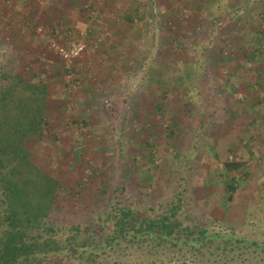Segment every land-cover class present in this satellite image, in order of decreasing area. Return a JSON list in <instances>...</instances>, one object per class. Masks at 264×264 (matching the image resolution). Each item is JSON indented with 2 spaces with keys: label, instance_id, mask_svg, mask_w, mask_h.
I'll list each match as a JSON object with an SVG mask.
<instances>
[{
  "label": "rangeland",
  "instance_id": "obj_1",
  "mask_svg": "<svg viewBox=\"0 0 264 264\" xmlns=\"http://www.w3.org/2000/svg\"><path fill=\"white\" fill-rule=\"evenodd\" d=\"M63 1L0 0V66L27 78L38 75L50 90L49 133L31 145L37 165L64 186L50 219L60 225L89 221L105 209L116 188H123L124 202L141 208L168 205L185 175L187 215L217 231L234 228L239 236L263 242L264 75L259 69L264 68V44L257 37L264 25V0H65V18H70L65 23L79 26L65 27V34L60 25L36 19ZM143 10L146 21L123 19L127 14L139 17ZM81 33L88 50L76 62L80 85L73 89L49 38L64 44ZM169 38H174L172 44ZM255 46L263 52L249 63L245 56ZM197 47L201 50L195 56ZM191 60L200 61L187 77L184 65ZM152 67L163 71L153 78L175 76L191 85L207 72L210 81L195 100L197 108L175 97L159 115L160 92L156 84L147 86ZM86 88L99 96L91 110L79 112L72 103L81 105L79 92ZM153 155L159 169L151 166L148 176L144 167ZM188 158L193 160L190 168ZM235 161L248 167L245 177L244 171L237 173L239 189L227 203L219 171L224 162ZM144 252L136 259L148 264ZM129 254L123 260L132 257V250Z\"/></svg>",
  "mask_w": 264,
  "mask_h": 264
},
{
  "label": "trees",
  "instance_id": "obj_2",
  "mask_svg": "<svg viewBox=\"0 0 264 264\" xmlns=\"http://www.w3.org/2000/svg\"><path fill=\"white\" fill-rule=\"evenodd\" d=\"M123 19L130 23L146 21V11L139 17L127 14ZM210 31L205 32V41ZM259 33L264 36V25ZM260 35L257 39L262 45L264 40ZM173 42L174 38H169L168 43ZM177 44L179 47L180 43ZM176 47L171 48L178 50ZM259 47L255 46L250 56H245L249 63H256V57L263 52H258ZM200 48L197 47L195 56ZM199 61L191 60L187 63L189 67L184 65L187 77H191L189 69ZM162 74L163 71L152 67L147 81V86L156 84L160 92L161 101L157 106L161 116L175 97L182 103L186 99L193 106L196 99H201L204 84L210 81L207 72L200 75L198 85L178 82L175 76L167 80L153 78ZM259 75H264V68L259 69ZM175 86L185 90L176 91ZM219 89L231 98L225 87ZM49 98V86L38 75L27 78L0 66V264H37L51 260L65 264H141L136 257L145 255L144 250L150 256L148 264H264V241L239 236L234 228L231 232L217 231L187 215L185 175L168 205L141 208L130 201L124 202L120 193L123 188H116L105 209L89 221L60 225L51 220L64 186L59 178L37 165L31 146L44 141L49 133ZM153 156L144 167L148 176L151 166L159 169ZM188 159L190 168L193 160ZM247 167L244 162L223 163L219 174L227 188V203L239 189L237 173L245 172ZM131 250L132 257L123 260L131 256Z\"/></svg>",
  "mask_w": 264,
  "mask_h": 264
},
{
  "label": "built area",
  "instance_id": "obj_3",
  "mask_svg": "<svg viewBox=\"0 0 264 264\" xmlns=\"http://www.w3.org/2000/svg\"><path fill=\"white\" fill-rule=\"evenodd\" d=\"M43 28H39V32H41ZM81 37L74 39L72 41H68L67 43H59L58 41L49 38L50 48L58 56L64 65L65 74L67 79L69 80V84L73 89H76L80 85V81L78 79V75L75 72L76 70V62L82 58L88 50L85 34L81 33Z\"/></svg>",
  "mask_w": 264,
  "mask_h": 264
},
{
  "label": "crops",
  "instance_id": "obj_4",
  "mask_svg": "<svg viewBox=\"0 0 264 264\" xmlns=\"http://www.w3.org/2000/svg\"><path fill=\"white\" fill-rule=\"evenodd\" d=\"M59 4H62V5L58 6ZM58 5L56 6L55 9L50 8L48 11L47 10L41 11L40 12L41 13L40 15H41V18L42 19L40 18V15L39 16H36V19H39L40 22H45L44 24L45 25H48V26L49 25L50 26H53V23L56 26L57 25H60L59 28L62 31L61 33H63V34H65V27H67V29L69 27H77V29H79L78 28L79 27L78 26V23L76 25H74L73 23L71 25V21H68L67 23H65L66 18L68 20L70 19L68 16L65 18V10H66L65 9V0L63 2H61V3H58ZM72 22H73V20H72ZM65 25H67V26H65ZM91 66H92V62H89L88 68L90 69ZM86 75L88 76V73ZM88 77H90V78L93 79L94 75L92 73H89V76ZM95 79H96V74H95ZM86 89H83V93L82 92H79V95L81 96V97L78 98L79 100H81V102H80L81 105H79L80 107L78 106L77 102L72 103L73 108H79V112L84 107L87 110L88 109L91 110L93 108L92 106H93V103L95 102V98H97L99 96V94L97 92H90L89 93V90L88 89L86 90ZM251 94H252V91H251ZM66 108H67V105H65V110H66ZM70 110H71V108H70ZM78 115H79V113H78ZM90 117L91 116L87 117V119H90ZM67 126H68V124L65 123V127H67ZM65 135L68 136L67 141H69V134L67 133V130L66 129H65ZM86 135H88V134H86Z\"/></svg>",
  "mask_w": 264,
  "mask_h": 264
}]
</instances>
